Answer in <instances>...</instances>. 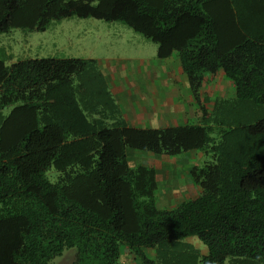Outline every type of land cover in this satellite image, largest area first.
<instances>
[{
    "label": "trees",
    "instance_id": "trees-1",
    "mask_svg": "<svg viewBox=\"0 0 264 264\" xmlns=\"http://www.w3.org/2000/svg\"><path fill=\"white\" fill-rule=\"evenodd\" d=\"M72 16L121 21L159 58L175 53L202 120L129 126L94 58L0 59V110L14 105L0 117V264L70 248L71 264H264V0H0V33ZM219 73L234 95L203 98ZM191 150L210 159L177 205L161 203L160 170L129 158Z\"/></svg>",
    "mask_w": 264,
    "mask_h": 264
},
{
    "label": "rangeland",
    "instance_id": "rangeland-1",
    "mask_svg": "<svg viewBox=\"0 0 264 264\" xmlns=\"http://www.w3.org/2000/svg\"><path fill=\"white\" fill-rule=\"evenodd\" d=\"M157 51V43L136 32L125 23L121 21H106L94 17L81 18L72 16L54 20L45 31L12 28L8 32L0 33V59H5L10 55L13 57L12 60L6 61L8 64L18 59L35 57L94 58L98 60L99 69L101 68L106 75L108 83L117 81V75L120 76L121 71L125 73L127 71H141L143 77L150 67H160L166 60L159 58ZM80 80L78 76H75V84H78ZM109 87L113 97L117 98L116 93L118 90L113 88L112 84ZM209 90H211L210 87ZM208 92L211 93L212 91ZM116 102L123 108L126 107L127 102L125 99L124 101L116 100ZM13 108L14 105H11L0 110V117L3 118L9 115ZM194 110L196 109L194 108ZM186 123L197 124L194 117ZM193 151L202 155V157L199 156L200 159L196 158L198 161L197 165L201 166L205 160L210 159L209 156L200 150ZM143 152L147 158L143 163L147 165L149 164L147 156L150 153ZM195 157H198L197 153ZM169 160L170 170L161 168L162 165L159 161H156V168L161 171L159 174L161 182L160 199L163 205L173 204L176 197L174 193L178 192L176 189L172 192L171 185L169 186V171L173 175L179 174L182 178L190 177L188 170L190 171L189 167L193 165L189 159L183 161V167L179 164L180 159L177 157L170 156ZM52 172L54 178L50 176ZM51 173H48L49 177L55 180L58 173L54 170ZM180 181L183 182V180ZM188 197L184 196L182 200ZM181 201L175 202L174 205ZM183 241L193 244L200 250L201 254H207L206 245L197 236L187 237ZM75 252L76 248L67 249L63 255L55 258L50 264H71L74 260ZM148 252L151 251L148 250ZM152 256H155L154 252ZM123 261L129 264H137L136 260H131L125 255ZM226 264H229V260L226 261Z\"/></svg>",
    "mask_w": 264,
    "mask_h": 264
},
{
    "label": "crops",
    "instance_id": "crops-1",
    "mask_svg": "<svg viewBox=\"0 0 264 264\" xmlns=\"http://www.w3.org/2000/svg\"><path fill=\"white\" fill-rule=\"evenodd\" d=\"M164 60H166L165 63L160 67H150L143 77L141 71H127L126 73L121 71L120 76L117 75V81H113L112 83H108L107 77L102 71L106 79L107 89L110 91L109 86L112 84L113 88L118 90L116 93L117 98L113 97V93L110 91L116 105L114 111L118 117L126 120L129 126L138 128H164L183 125L188 120H191L192 117L196 119L197 123L202 120L200 105L194 99L188 77L182 70L177 55L174 53L171 57ZM213 80L215 81L213 82ZM219 86L222 88L220 89ZM209 87L211 90H209ZM233 95V84L222 73L216 76L208 75V81L203 87V98H227ZM124 99L127 103L126 107L123 108L116 100L124 101ZM206 106L209 109L212 108L211 103H207ZM106 112L103 111V113L107 114ZM196 153L198 157H195ZM199 156L202 157L199 152L191 150L176 157L180 159L179 164L182 166L184 164L183 161L188 159L192 162L191 164L197 165L198 161L196 158L200 159ZM147 157L150 165L156 167V161H159L162 165L161 168H165L166 170L171 169L169 156L149 154ZM129 158L135 164L143 163L144 160H147L143 151H130ZM158 178L160 180L159 176ZM168 180H170L168 182L169 186L171 185L172 192L174 189L178 191L174 193L176 194L174 202L181 201L184 196H195L199 191L189 176L182 178L179 174L173 175L169 171ZM180 180H183V182Z\"/></svg>",
    "mask_w": 264,
    "mask_h": 264
}]
</instances>
